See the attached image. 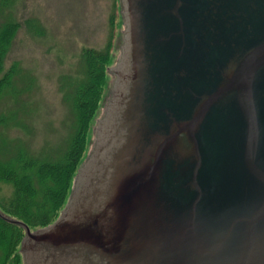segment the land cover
<instances>
[{"label": "water", "instance_id": "obj_1", "mask_svg": "<svg viewBox=\"0 0 264 264\" xmlns=\"http://www.w3.org/2000/svg\"><path fill=\"white\" fill-rule=\"evenodd\" d=\"M120 1L95 139L59 218L19 224L24 264H264V0Z\"/></svg>", "mask_w": 264, "mask_h": 264}, {"label": "rangeland", "instance_id": "obj_2", "mask_svg": "<svg viewBox=\"0 0 264 264\" xmlns=\"http://www.w3.org/2000/svg\"><path fill=\"white\" fill-rule=\"evenodd\" d=\"M1 1L0 26L12 19L20 29L5 62V68L16 64L19 75L0 98V116L5 118L0 145L6 143L11 150L22 148L36 158L58 159L74 132L75 119L67 98L84 76L82 51L101 50L110 40L112 60L108 68L119 59L125 31L119 5L116 0ZM108 76L103 102L87 135L83 162L113 85L114 75ZM11 189L2 186L0 197L9 196Z\"/></svg>", "mask_w": 264, "mask_h": 264}, {"label": "trees", "instance_id": "obj_3", "mask_svg": "<svg viewBox=\"0 0 264 264\" xmlns=\"http://www.w3.org/2000/svg\"><path fill=\"white\" fill-rule=\"evenodd\" d=\"M111 23L113 28V20ZM19 29L20 24L12 19L0 26V98L11 90L19 75L16 64L5 68ZM111 48L109 40L101 50L89 48L81 53L84 76L67 98L75 119L74 132L60 158H36L22 148L14 151L6 143L0 145V189L4 185L12 188L9 196L0 197V264H23L20 244L24 229L15 222L34 231L52 224L64 209L84 160L88 132L104 99ZM4 123L5 118L0 116V127Z\"/></svg>", "mask_w": 264, "mask_h": 264}]
</instances>
